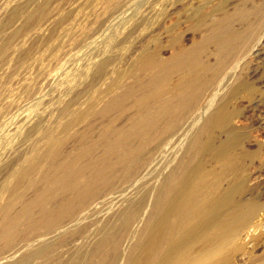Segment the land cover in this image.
I'll return each mask as SVG.
<instances>
[{"label": "bare ground", "instance_id": "obj_1", "mask_svg": "<svg viewBox=\"0 0 264 264\" xmlns=\"http://www.w3.org/2000/svg\"><path fill=\"white\" fill-rule=\"evenodd\" d=\"M69 1L0 7V63L8 64L0 121L33 103H25L26 115L17 111L24 122L15 133H0V264H264V136L251 148V132L235 130L240 112L225 100L256 93L243 82L230 85L241 51L264 28V0L217 15L179 0L172 14L194 19L185 34L193 38L183 44L187 31L182 36L178 23L168 28L166 58L156 45L160 34L137 35L158 10L149 7L133 22L126 11L119 18L131 26L71 74L64 68L72 51L128 4L95 0L73 30L64 12ZM40 45L50 51L48 65L35 54ZM22 69L36 75L18 82L16 100L8 82ZM127 109L134 112L127 127L111 120L93 135L95 122ZM136 139L141 146L131 145ZM159 168L166 173L153 182Z\"/></svg>", "mask_w": 264, "mask_h": 264}, {"label": "rangeland", "instance_id": "obj_2", "mask_svg": "<svg viewBox=\"0 0 264 264\" xmlns=\"http://www.w3.org/2000/svg\"><path fill=\"white\" fill-rule=\"evenodd\" d=\"M3 1L4 0H0V7H1V5L3 6V4H6L7 1H9V0L5 1L4 3H3ZM15 1L16 0H10L9 3H11V5H13L15 3ZM94 1L95 0H70L68 2V4L64 7V12H66V13H68L70 15L69 16L70 20L67 22L66 25L69 24L68 27H70L71 29L74 30L77 27H79L81 24H84L86 19H87V15L90 14V11L92 10L93 5H95ZM126 1H127V4H128V7L126 6L125 8L127 10L123 9L120 12L119 15L117 14L118 16L115 15V17H112L111 20H109L111 23L107 22L106 24H108V25L105 24L104 25L105 27L103 26L102 27L103 29L101 28V30H99L98 33H96L97 35L96 34L94 35L95 38L94 37L93 38L95 40L99 39L98 41H93L94 39H91L89 41H92V42L87 41L88 44H87V42L83 43V44L77 46L74 51H72V53H71L72 56L73 55L75 56L77 53H78V55H77V58L74 57V56L71 57L70 61L67 62V64H65L66 65L65 68H64V70H65L64 72L65 73H70L71 74V72H73L75 69L79 70L81 67H83L82 65L87 64L91 60L97 59V57L95 55L98 53V51H100L101 49L104 48L105 42L108 40V38L110 39L115 32L120 31L121 29H124V27H128L127 25L131 26V24L133 22V18L139 12L146 11V9L148 10L149 7L151 8L152 6H154V9L158 10V11L154 10V12L157 15L154 13L156 15L155 18L154 19L152 18L147 23V25L145 26V30H141L142 32L140 31L141 35H140V33H138L137 35H138V37L142 36L140 38V40H144L147 37L154 36L155 34H156L155 35L156 39H157V37L160 36L159 38H160L161 43L157 39L156 45H157L158 48L160 47L159 50L163 53L164 58L169 57L170 54L172 53L171 51L165 50V48L167 47V44L169 42V36H168V33H166L167 29L171 28V26H173V25L175 26V24L178 23L179 24L177 26L178 28L177 27H175V28L180 30L181 33H182V36H184L185 34L187 35V33H188L187 28L189 26H191V24H193L195 22L194 19L189 20V19L183 18L181 16V14H172V12L174 10V7L177 6L179 0H169V1L168 0H126ZM170 1H171V3H170ZM186 1H188V0H186ZM192 1H193V3H191L190 7L193 6V5L204 6V9L202 11V15H207L209 13H214L215 15H217V14H220L222 12V10H221L222 7H225L226 9H229V10H233L234 8H236V6L238 4L246 2L247 0H192ZM261 1L260 0H251L250 3H254V2L260 3ZM126 11H128V12L126 13ZM119 16H121V17L125 16L129 20L132 18L131 19L132 22L130 21V23L127 24V19L124 18V17H123V19L121 17L119 18ZM113 18H114V20H112ZM118 18H119V20L121 19V21L123 20V22L121 23V21H119V20H118L119 22L115 21ZM124 21L126 23H124ZM114 22H116V23L118 22V23L116 24ZM128 28H125V30L128 29ZM155 29L157 30L158 33L156 32ZM154 30H155V33H154ZM185 30L187 32L184 33ZM61 31L62 30L60 28L59 29V33ZM145 31H147V33H145ZM142 33H144V35ZM183 33H184V35H183ZM256 33H258V36H257L256 40H254L253 42L250 43V45H249L247 50L241 51L239 60L236 62L237 64H235L237 66V79H236L237 81L231 82V85H230L231 88H235V86L238 83L243 82V83L249 85L250 87L255 88L256 89V93L251 98H249L247 96L248 94L245 91L239 93V95H237L235 97H230L228 95L229 97L225 98V100L226 99L228 100V105H229V108L231 110L237 109L240 112V120L238 119L234 123L235 130L239 134H242V135L246 134L248 132H251L250 134L253 136L251 148H255L256 144L259 143L261 141L262 136H264V131L262 130V127H260V126H262V123H264L263 122L264 121V28L260 27L257 30ZM45 34H47L49 36V33L47 31H45ZM151 34H153V35H151ZM157 34H160V35L157 36ZM186 35L183 37V39H184L183 44L185 43L186 45H188L189 44L188 38L192 39L193 37L189 36L186 39ZM143 36L145 38H143ZM96 37H98V38H96ZM91 43H92V45H91ZM35 54L37 56L41 55V54H44L43 64L44 65H48L49 64L51 56H50V51L48 50L46 45H42V46L40 45L38 48H36L35 49ZM132 54H133V57H134L135 55H134L133 51H132ZM78 56H79V60H77ZM94 56H95V59H93ZM80 60H82V62H80V64L78 66H76L79 63L78 61H80ZM129 61H130V59H128L127 62H124L123 64H121V66L123 65L122 67H124V66L126 67L128 65ZM67 66L70 69H72V70L67 72L69 70V68H66ZM7 67H8V64L7 65H3V64L0 63V76L3 75V73L5 72ZM62 72L59 73L60 75L58 74L60 77L57 75L58 77L56 79H57L58 82L63 79L62 78L63 77V73ZM35 75L36 74H35V70L34 69H32V70H29V69L28 70H25V69L18 70L16 72V78L18 80H15L14 82L12 81V83L8 82V86H11L12 91H13L12 92V96L15 97L16 100H19L20 97H21V92L18 90L19 89V85H20L18 82L19 81L23 82L25 79L30 78V77H34ZM57 81L54 78L52 80V83H51L53 85H51V86H54L53 82H56L55 85H58ZM131 82H132V79H129V81H127L126 84H129ZM50 89H52V88L51 87L47 88L45 93L48 91L47 93L49 94L50 93ZM120 91L121 90H119L118 93H120ZM45 93H44V97L47 98L48 94L47 93L45 94ZM44 97H42L41 99L44 100ZM41 99H40V101H41ZM33 102H35V101H33ZM0 103H1V101H0ZM25 103H27L29 106L26 105ZM25 103H22V105L20 106L21 108L19 107V110L17 108V109H11L9 111V113L7 115L8 119L6 118L5 124H4V122L0 121V125H1L0 126V133L1 134L7 128V132L4 131L3 134H6V133L9 134V132H11L10 134L12 135L13 133H15V131H16L15 129H17L19 127L18 125L20 124V126H21L23 124V123H20V122L23 121V119H21L22 116H20V115L24 114L25 112L29 113L30 109L26 108V106L30 107V103H32V102H25ZM24 104H25V106H24ZM32 105H33V103L31 104V106ZM22 106H23V108H22ZM22 109H24V110H22ZM17 111H21L22 114L20 112L18 113ZM15 113H17V115L19 114L18 115L19 117L16 116V118L18 117L19 119L18 118L17 119L18 120L21 119L22 121L20 120V121L17 122V119L15 117L13 118V115ZM133 113L134 112L132 110L127 109L123 113H121V112L120 113L113 112L110 115H107L102 121L95 122V124L93 126V135L94 136L99 135L100 134V130L103 129V127L111 120H113V121L109 125H113L114 127H119V128L127 127V125L129 124ZM26 114H24V115H26ZM32 117H34V116H32ZM11 118H12V120H11ZM15 119H16V121L13 122V120H15ZM3 120H4V118H3ZM8 121H10V122L12 121V123H10V124L14 125V127L10 126ZM6 122H7L8 125L6 124ZM15 125H17V127H15ZM7 126H9V127H7ZM2 128H4V129L1 130ZM1 134H0V136L2 137L3 134L2 135ZM141 141L136 139V140H131L130 142H131V145L139 147L142 144ZM185 142L184 141L182 142V146H181V143H180V148L181 147L184 148L183 144H185ZM187 143H188V141H187ZM154 144H155V142H153V140L149 141L148 142V146L146 148V151H149ZM71 145H73V144H71ZM186 146H187V144H185V147ZM169 148L167 147V151L168 152H172L173 149L170 148L171 149L170 150ZM125 149H127V148H125ZM102 154H103V149L101 150V156H102ZM111 160H113V162H120L116 155H113L111 157ZM161 171H162V168H159L157 170V172L155 174V178L152 180L153 182L156 180V178H157L159 173H161V174H160V177L158 178V180H160L163 177V175L166 173V169L163 170L162 172ZM130 191H129L130 195L133 194V192H132L133 190L130 189ZM118 203L121 204V202H118ZM118 203L116 204L117 206L119 205ZM102 213L103 214H101V216L106 214L105 211H103Z\"/></svg>", "mask_w": 264, "mask_h": 264}]
</instances>
